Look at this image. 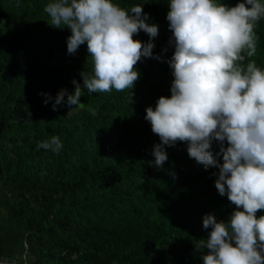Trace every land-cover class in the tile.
Returning <instances> with one entry per match:
<instances>
[{"label": "trees", "instance_id": "1", "mask_svg": "<svg viewBox=\"0 0 264 264\" xmlns=\"http://www.w3.org/2000/svg\"><path fill=\"white\" fill-rule=\"evenodd\" d=\"M114 2L143 4L147 22L159 27L153 52L162 59L137 62L130 94L84 88L82 104L54 110L61 88L72 91L73 79L83 85L82 73L94 75L87 43L67 52L71 31L51 24L49 0H0L2 263L202 264L196 244L210 231L203 216L227 220L236 207L215 186L219 169L190 157L185 142L165 146L163 167L150 163L160 140L145 109L171 95L173 80L168 0ZM254 31L257 51L243 63L264 68V17ZM134 39L149 36L141 30ZM42 93L53 99L44 103ZM53 135L63 143L59 151L38 147ZM212 148L219 151L218 143Z\"/></svg>", "mask_w": 264, "mask_h": 264}, {"label": "clouds", "instance_id": "2", "mask_svg": "<svg viewBox=\"0 0 264 264\" xmlns=\"http://www.w3.org/2000/svg\"><path fill=\"white\" fill-rule=\"evenodd\" d=\"M169 43L174 51L167 63L173 80L170 96L147 106L145 119L160 142L152 149L154 163L168 160L165 146L187 144L190 157L207 169H219L215 186L236 205L227 220L212 213L203 216L209 229L198 240L202 264H264V68L254 60L257 21L264 17V0H168ZM45 11L51 24L68 28L67 52L75 54L87 43L94 75L82 73L83 85L73 79L74 90L61 88L52 108L83 102L90 92L130 90L140 77L135 66L143 58L162 57L153 52L159 33L143 4L123 7L114 0H49ZM141 30L147 41L134 39ZM167 51V49H164ZM246 53V55H245ZM48 100L51 94H44ZM219 151H213V142ZM38 147L59 151V136ZM217 157H222L218 160ZM207 249L206 252L203 250Z\"/></svg>", "mask_w": 264, "mask_h": 264}, {"label": "water", "instance_id": "3", "mask_svg": "<svg viewBox=\"0 0 264 264\" xmlns=\"http://www.w3.org/2000/svg\"><path fill=\"white\" fill-rule=\"evenodd\" d=\"M0 264H7V263H2V262H0Z\"/></svg>", "mask_w": 264, "mask_h": 264}]
</instances>
